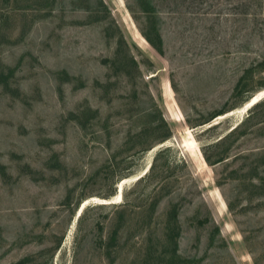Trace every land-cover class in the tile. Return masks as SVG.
I'll return each mask as SVG.
<instances>
[{
	"label": "rangeland",
	"instance_id": "374dc122",
	"mask_svg": "<svg viewBox=\"0 0 264 264\" xmlns=\"http://www.w3.org/2000/svg\"><path fill=\"white\" fill-rule=\"evenodd\" d=\"M154 2L0 0V264H264V0Z\"/></svg>",
	"mask_w": 264,
	"mask_h": 264
},
{
	"label": "trees",
	"instance_id": "16d2710c",
	"mask_svg": "<svg viewBox=\"0 0 264 264\" xmlns=\"http://www.w3.org/2000/svg\"><path fill=\"white\" fill-rule=\"evenodd\" d=\"M140 3L141 5H143V11H145L146 14H156V4L154 2V0H140ZM156 29L155 31V35L156 36H153L151 32H148L147 30H144V34L146 35V37L149 39V41L151 43H153L154 45L158 46L159 48L162 47V44H163V39H162V35L160 33V31L158 30V28H154ZM244 78H242L239 83L237 84V88H236V93H241L243 91V85H244V82H243ZM254 95H249L247 98H246V101H249L251 100V98L253 97ZM264 105V100L262 101H258L257 103H255L253 105V107H258V106H263ZM228 110L226 109H220L218 111H216L211 118H208L207 120L201 122L200 124H204V123H208L210 121H212L214 118L220 116V115H223L227 112ZM247 119H244L240 124L236 125L230 132H228L226 135L222 136L218 142H223L226 138H228L230 135L234 134V132H236L241 124H243ZM172 133L171 131L169 130L167 134L164 135L163 137V140L164 139H167L169 137H171ZM227 156H223L222 158H220L218 161H221L223 160L224 158H226ZM118 235H119V230H114L113 232V235H112V238H111V241L110 243L108 244V247L112 246L113 244L116 243L117 241V238H118ZM101 246L104 247L105 246V243L101 240ZM166 261H169L167 258H165ZM171 261H174V258H170Z\"/></svg>",
	"mask_w": 264,
	"mask_h": 264
},
{
	"label": "water",
	"instance_id": "95a60500",
	"mask_svg": "<svg viewBox=\"0 0 264 264\" xmlns=\"http://www.w3.org/2000/svg\"><path fill=\"white\" fill-rule=\"evenodd\" d=\"M254 98H255V97H252V99H251V102H252V103H254V102L257 103L262 97H260L259 99H256V100H254ZM256 101H257V102H256ZM255 103H254V104H255ZM254 104H253V105H254ZM253 105H252V106H253ZM83 206H84V205H82V207L79 209V214L81 213V211H82V209H83Z\"/></svg>",
	"mask_w": 264,
	"mask_h": 264
},
{
	"label": "bare ground",
	"instance_id": "6f19581e",
	"mask_svg": "<svg viewBox=\"0 0 264 264\" xmlns=\"http://www.w3.org/2000/svg\"><path fill=\"white\" fill-rule=\"evenodd\" d=\"M256 99H259V98H258V97H255V98H254V100H256ZM256 102H257V101H256ZM247 103H248V104H247V105H248V107H250V106H251V105H253L255 102H254V103H252V102L250 101V102H247Z\"/></svg>",
	"mask_w": 264,
	"mask_h": 264
}]
</instances>
